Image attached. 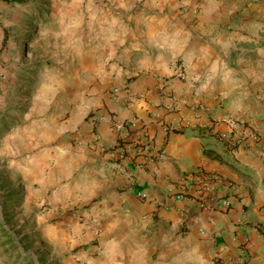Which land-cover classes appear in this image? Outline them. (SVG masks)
<instances>
[{
	"label": "crops",
	"instance_id": "1",
	"mask_svg": "<svg viewBox=\"0 0 264 264\" xmlns=\"http://www.w3.org/2000/svg\"><path fill=\"white\" fill-rule=\"evenodd\" d=\"M140 6L62 151L70 179L0 264H264V0Z\"/></svg>",
	"mask_w": 264,
	"mask_h": 264
},
{
	"label": "rangeland",
	"instance_id": "2",
	"mask_svg": "<svg viewBox=\"0 0 264 264\" xmlns=\"http://www.w3.org/2000/svg\"><path fill=\"white\" fill-rule=\"evenodd\" d=\"M142 1L0 0V247L10 256L29 248L27 223L49 207L35 202L70 179L62 151L78 144L94 87L109 90Z\"/></svg>",
	"mask_w": 264,
	"mask_h": 264
},
{
	"label": "built area",
	"instance_id": "3",
	"mask_svg": "<svg viewBox=\"0 0 264 264\" xmlns=\"http://www.w3.org/2000/svg\"><path fill=\"white\" fill-rule=\"evenodd\" d=\"M117 92L118 91V89L117 88H114L113 89V92ZM127 96H128V99H129V101H132L134 98H135V96L134 95H132V94H127ZM119 122L116 120V125H119L118 124ZM230 143L232 144V145H236L237 143H238V138H232V139H230ZM123 148V150L120 152V154L122 155L123 154V152H125V148L124 147H122ZM140 195L142 196V197H146V194L145 193H140ZM224 205L225 206H229V205H231V203L229 202V201H224ZM88 210H87V207H84V210H83V212H84V215H86V212H87ZM82 213V212H81ZM84 215H82V216H84ZM81 216V217H82ZM92 219V218H91ZM93 220V219H92ZM85 221H87L86 219H85ZM94 222V221H93ZM96 227H98L97 226V223L96 224H94Z\"/></svg>",
	"mask_w": 264,
	"mask_h": 264
},
{
	"label": "trees",
	"instance_id": "4",
	"mask_svg": "<svg viewBox=\"0 0 264 264\" xmlns=\"http://www.w3.org/2000/svg\"><path fill=\"white\" fill-rule=\"evenodd\" d=\"M9 1H11V2H17V3H26L27 1H29V0H9ZM210 131H211V129L213 128L212 126H208L207 127ZM211 133H212V131H211ZM213 133H218L217 131L216 132H213ZM216 157V156H215Z\"/></svg>",
	"mask_w": 264,
	"mask_h": 264
}]
</instances>
